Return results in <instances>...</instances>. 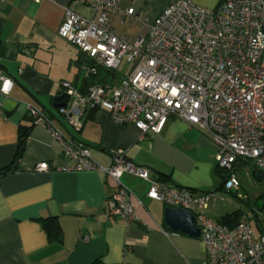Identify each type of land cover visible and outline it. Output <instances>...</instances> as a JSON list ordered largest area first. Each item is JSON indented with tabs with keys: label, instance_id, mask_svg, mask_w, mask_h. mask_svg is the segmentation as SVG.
<instances>
[{
	"label": "crops",
	"instance_id": "1",
	"mask_svg": "<svg viewBox=\"0 0 264 264\" xmlns=\"http://www.w3.org/2000/svg\"><path fill=\"white\" fill-rule=\"evenodd\" d=\"M170 1L121 0L119 10L132 7L133 13H114L110 25L117 36L133 42L146 35L148 24ZM66 9L97 16L75 0H0V66L12 80L9 93L0 95V170L13 161L20 125L29 127L15 170L0 178V264H206L198 238L164 229L165 205L146 196L142 180L122 177L134 194L137 220L110 223L104 206L112 191L109 178L102 170H63L67 162L58 141L28 117L29 105L41 108L63 134L86 144L101 168L109 167L113 151L122 148L136 165L194 195L214 192L219 184L215 145L207 133L181 119L170 117L159 134H142L113 120L104 108L86 107L75 129L53 106L65 93L61 81L81 93L87 87L79 70L85 56L58 36ZM132 68L122 76L115 71L104 83L117 84ZM40 162H47L49 170L35 171ZM208 208L204 213L210 218L223 215L215 217ZM46 217L59 224L60 241L48 238L41 222Z\"/></svg>",
	"mask_w": 264,
	"mask_h": 264
},
{
	"label": "built area",
	"instance_id": "2",
	"mask_svg": "<svg viewBox=\"0 0 264 264\" xmlns=\"http://www.w3.org/2000/svg\"><path fill=\"white\" fill-rule=\"evenodd\" d=\"M120 1L75 0L97 12L93 18L65 10L58 36L85 56L79 66L83 78L96 77L100 68L115 71L123 61L136 62L117 84L94 81L85 93L61 81L68 95L61 115L78 129L84 108H104L116 122L150 135L159 134L170 117L181 119L207 133L215 145V165L230 171L226 190L243 200L234 163L248 160L264 173V0H223L213 9L194 0H171L148 24L146 35L133 42L117 36L110 25L114 13H133L132 7L119 10ZM11 86L0 68V95ZM27 114L58 141L67 162L63 170H102L109 178L112 191L104 206L110 223L137 220L134 194L122 181L127 174L146 182L148 198L194 215L206 264H264V234L256 235L246 216L229 228L204 213L208 202L218 198L215 193L194 195L165 184L153 170L128 159L122 148L113 151L109 167L101 168L89 147L63 134L41 108L29 105ZM49 168L40 162L34 170Z\"/></svg>",
	"mask_w": 264,
	"mask_h": 264
},
{
	"label": "rangeland",
	"instance_id": "3",
	"mask_svg": "<svg viewBox=\"0 0 264 264\" xmlns=\"http://www.w3.org/2000/svg\"><path fill=\"white\" fill-rule=\"evenodd\" d=\"M222 0H194V3L198 6L205 8H215ZM133 63L122 62L120 66L115 70L119 76L125 75L134 66ZM251 162V161H250ZM243 163L244 165L236 166L233 170L236 178L240 183L239 193L243 200H239L234 196V190L227 191L224 184L223 189L217 192V196H221L215 200L216 206H212V201L208 202L209 212L216 215L219 212L222 214L231 215H244L250 219V224L256 235L264 233V179L254 176L252 173L251 163ZM223 175L226 174L223 169L221 170ZM216 175V174H215ZM225 183V182H224ZM222 216V215H221Z\"/></svg>",
	"mask_w": 264,
	"mask_h": 264
},
{
	"label": "trees",
	"instance_id": "4",
	"mask_svg": "<svg viewBox=\"0 0 264 264\" xmlns=\"http://www.w3.org/2000/svg\"><path fill=\"white\" fill-rule=\"evenodd\" d=\"M0 68H2V67L0 66ZM114 77H115V71L114 70H108V69L100 68L98 70L96 77H92L90 80L86 79V78H83V79L85 81V84L88 87V85L94 81L97 83H100V84H106V83H104L105 79H107V78L110 79V78H114ZM28 132H29V127H25V126L20 125V127L18 128L17 147H16V151H15V154L13 157V161L9 165H7L6 167H4L3 169L0 170V178L15 170L16 163H17L18 159L21 157V155L23 154L25 144H26V139L28 136ZM248 162H250V161H248V160H237L233 165V169H235L236 166H240L242 163H248ZM252 169H253L252 173L254 174V176H257L258 178L264 179V173H261L253 165H252ZM221 170L222 169L217 167L216 165L214 166V173L216 174V177L219 179V184L216 187V189L214 190V192H218V191H221V189H223V184H224L226 178L228 177V174L230 173V171L223 169V171L226 172V174L223 175V172ZM156 175H157L159 181L166 184L167 179L165 177H162L161 175H158L157 173H156ZM189 191L191 193L193 192V190H191V189H189ZM214 192H205V193H214ZM234 196L236 198H238L235 193H234ZM239 200L242 201V199H239ZM242 216H244V215H238V214L231 215V214L226 213V214L222 215L219 219H217V222H219V223H221V224H223L229 228H232L238 223V221L241 219ZM249 221H250V219H249ZM41 222H42V226H43L44 230L46 231V234L50 240H56V241L61 240V229H60L59 224L56 222L55 218L46 217V218H43L41 220ZM163 227H164V229L170 230L164 224H163ZM261 234H264V233H261ZM91 264H98V261L95 260Z\"/></svg>",
	"mask_w": 264,
	"mask_h": 264
},
{
	"label": "water",
	"instance_id": "5",
	"mask_svg": "<svg viewBox=\"0 0 264 264\" xmlns=\"http://www.w3.org/2000/svg\"><path fill=\"white\" fill-rule=\"evenodd\" d=\"M68 95L66 93L53 100L55 108L66 106ZM163 224L170 230L181 232L190 237L198 238L200 229L195 225L194 215L179 207L165 206L163 208Z\"/></svg>",
	"mask_w": 264,
	"mask_h": 264
}]
</instances>
